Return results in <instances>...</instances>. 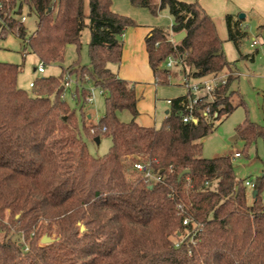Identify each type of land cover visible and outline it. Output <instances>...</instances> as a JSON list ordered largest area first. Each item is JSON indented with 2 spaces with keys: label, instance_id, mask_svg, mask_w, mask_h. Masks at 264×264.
<instances>
[{
  "label": "trees",
  "instance_id": "obj_1",
  "mask_svg": "<svg viewBox=\"0 0 264 264\" xmlns=\"http://www.w3.org/2000/svg\"><path fill=\"white\" fill-rule=\"evenodd\" d=\"M111 2L0 0V41L14 34L48 66L61 65L68 46L77 52L59 76L31 83V94L17 86L20 66L0 62V264H264V171L253 181L240 180L230 157L202 158L203 140L215 128L199 115L208 104L198 106L196 125L182 122L185 97L172 100L159 128L136 123L134 86L110 69L120 63V37L135 23L113 13ZM130 3L152 15L167 9L173 19L169 30L154 28L145 39L157 83L167 85L174 76L163 68L168 57L182 59L181 75L194 79L235 73L214 21L198 3ZM21 16L34 18L30 34ZM225 23L228 41L238 47L247 33L230 16ZM85 28L90 31L89 62L82 66ZM258 28L264 30V24ZM181 32L182 41H168ZM66 73L77 79L87 74L104 92V114L97 125L87 126L81 107L78 119L64 101ZM235 78L230 76L215 93L211 112L222 107L217 120L245 105L238 91L230 89ZM87 95L82 89L76 99L85 105ZM123 111L131 115L130 122L118 119ZM83 135L110 138L108 152L90 155ZM236 136L244 142L243 155L257 139L264 146V125L246 119ZM138 161L162 181L148 184L140 175L133 178ZM183 171L188 174L178 180ZM246 182L252 184L250 202ZM11 233L21 235L23 242L13 240ZM44 236L53 241L41 244Z\"/></svg>",
  "mask_w": 264,
  "mask_h": 264
},
{
  "label": "rangeland",
  "instance_id": "obj_2",
  "mask_svg": "<svg viewBox=\"0 0 264 264\" xmlns=\"http://www.w3.org/2000/svg\"><path fill=\"white\" fill-rule=\"evenodd\" d=\"M193 3L199 4L198 0H194ZM87 12L88 9H86ZM161 12L167 13V15L169 14L167 9ZM212 20L215 23L217 34L223 42L222 50L228 61L238 59L237 49L245 56L254 55V61L239 62L236 60L237 62H234L241 73L239 77L240 85L238 88V82L236 81L232 84L231 88L232 90H239L241 92L245 105L237 108L227 118L223 117L214 123L215 128L213 132L202 143V158L204 159L229 157L235 151L242 152L244 150V142L237 140L232 143L230 139L236 136V128L244 120L247 119L252 123L264 125V30H260L256 25L249 24L248 29L244 30L247 36L236 47L232 42L228 41L227 27L224 19L213 16ZM241 22H244V19ZM24 25L27 28V34H30L35 27L34 18H27ZM166 28L164 27V29ZM254 37L258 41V46L251 48L250 43ZM89 39V28H85L81 34V49L79 51V63L82 66L87 65L89 62L87 54ZM76 59V49L73 46H68L65 59L61 65H45L44 73L39 74L33 70L40 64L38 58L23 47L21 39L14 34H8L5 35V39L0 41V62L20 66L17 86L28 94L32 92L30 84L36 79L50 76L57 77L62 69L65 71ZM180 70H182L180 67L172 69L171 72L174 76L172 77L171 85H176L179 82L181 84L182 75ZM69 77L71 79L70 85L67 88L65 87L64 93L62 94L64 101L71 110L75 111L78 119H80V115L82 118L84 117L87 126L97 125L104 114V97L95 91L96 93L92 104L86 103L85 99V105L82 101L78 102L79 100L76 99L78 91H81L83 88H90L93 84L87 74L81 79H77L75 76L66 73L63 80L66 81ZM75 89L77 90L75 91ZM75 92L76 96L74 95ZM236 100H234V103H237ZM118 119L121 122L128 123L131 120V115L127 111H123L118 113ZM90 134L92 135L91 131ZM98 138L100 140L99 144L83 135L90 155L96 158L105 155L111 146L110 138L104 135H100ZM232 164L237 179L253 181L256 177H259L262 174L261 172L264 171V146L262 140L257 139L240 158L232 160ZM138 175V173H135L132 177L136 178ZM251 194L252 190L247 188L248 202L251 201ZM261 198L264 203V190ZM3 237L4 233L0 231V241L3 240ZM9 237L15 241L19 240L23 242L21 235L11 233Z\"/></svg>",
  "mask_w": 264,
  "mask_h": 264
},
{
  "label": "crops",
  "instance_id": "obj_3",
  "mask_svg": "<svg viewBox=\"0 0 264 264\" xmlns=\"http://www.w3.org/2000/svg\"><path fill=\"white\" fill-rule=\"evenodd\" d=\"M177 1L194 2V0ZM198 2L211 19L213 16H218L225 21V17L230 16L232 23L237 20L241 22L244 19V22H241L243 30L248 29L249 24L257 27L264 24V0H198ZM111 11L131 19L135 26L126 29L120 37L122 41L120 63L117 66L111 65L110 69L116 73L119 79L134 86L138 112L136 123L145 128H159L170 109L166 101L184 97L186 91L180 82L176 85H171V82L167 85L157 83L149 66L145 39L154 28L167 27L166 29L169 30L173 25V19L164 12L152 15L145 8L132 6L130 0H112ZM240 15H244V18L240 19ZM237 54L238 59L235 61H228L227 59L226 61L229 63L254 61V59L250 60L246 57L249 55L241 54L239 49H237ZM233 67L236 78L231 83L230 89L236 81L238 88L240 85L241 73L237 65L234 64ZM33 70L35 71V69ZM238 93L243 99L239 90Z\"/></svg>",
  "mask_w": 264,
  "mask_h": 264
},
{
  "label": "built area",
  "instance_id": "obj_4",
  "mask_svg": "<svg viewBox=\"0 0 264 264\" xmlns=\"http://www.w3.org/2000/svg\"><path fill=\"white\" fill-rule=\"evenodd\" d=\"M0 5V9H1ZM20 23H25L26 22V17L21 16L20 18ZM0 23H2V19L0 17ZM3 24V23H2ZM174 35H171L168 39V41L172 44H175L176 42L173 39ZM258 46V41L256 38H253L250 44L251 48H255ZM183 61L182 59H177L174 57H168L167 60L163 64V68L167 71H172L173 68H181L182 69ZM44 64L40 63L39 66L35 69V71L39 74L44 73ZM230 76H235L234 74H230L228 72L225 73H220V74H213L209 75L200 79H194L192 77H189L188 75H183L181 77V86L184 88L186 91L185 94V101L180 102V106L182 110L184 111L185 115L182 117V122L183 123H192L196 125L199 120V116L196 115V111L198 109V106L202 104H208L205 108L201 109L199 111V115L212 120L214 123H216L218 120V111L222 109L221 106L217 107V111L212 113L211 112V104L215 102V93L216 91L227 85L228 83V78ZM89 78V77H88ZM70 77L64 81V89L65 87H69L70 85ZM172 78L168 77V81L171 82ZM84 89V88H83ZM88 92V95L85 97V102L88 104H92L94 97H95V91L100 96H105L104 92L96 87L92 86L90 88L84 89ZM169 106H171L172 101L168 100L166 101ZM92 134L94 133L93 130H91ZM232 160L238 159L241 157V152H233L232 156H229ZM133 170L138 173L142 179L148 183V184H154L162 181V178L159 173H154L152 169L148 166L142 163L141 161L135 162L132 166ZM247 188H252V184L250 182L245 183ZM188 220H185L183 222V225H187ZM27 248H25V251Z\"/></svg>",
  "mask_w": 264,
  "mask_h": 264
},
{
  "label": "water",
  "instance_id": "obj_5",
  "mask_svg": "<svg viewBox=\"0 0 264 264\" xmlns=\"http://www.w3.org/2000/svg\"><path fill=\"white\" fill-rule=\"evenodd\" d=\"M240 19H243L244 18V15H240L239 16ZM185 38V33L184 32H181V33H178L176 35H174L173 39L176 43H179L180 41H182L183 39ZM238 140L237 136L233 137L232 139H230V142L234 143ZM97 144H99V138H95L94 140ZM188 174V171H183L182 173L179 174L178 176V180H180L184 175ZM256 196V192H253V197ZM53 240L48 238L47 236H44L42 239H41V244H49L51 243Z\"/></svg>",
  "mask_w": 264,
  "mask_h": 264
}]
</instances>
